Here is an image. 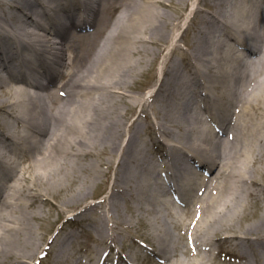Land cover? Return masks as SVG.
<instances>
[{"label": "bare ground", "instance_id": "bare-ground-1", "mask_svg": "<svg viewBox=\"0 0 264 264\" xmlns=\"http://www.w3.org/2000/svg\"><path fill=\"white\" fill-rule=\"evenodd\" d=\"M206 1L210 17L201 0H0V264H40L49 252L35 225L41 203L64 212L112 168V206L119 213L121 197L135 195L166 264H207L215 243L246 255L255 240L264 253V204L232 231L264 193V0ZM199 16L190 44L199 65L186 74L165 64L152 90L134 89ZM149 107L165 138L159 161L143 155L139 137ZM87 202L70 217L98 200ZM96 223L113 243L115 225ZM65 243L57 260L70 259Z\"/></svg>", "mask_w": 264, "mask_h": 264}, {"label": "rangeland", "instance_id": "rangeland-1", "mask_svg": "<svg viewBox=\"0 0 264 264\" xmlns=\"http://www.w3.org/2000/svg\"><path fill=\"white\" fill-rule=\"evenodd\" d=\"M201 1L202 6L205 5L203 17H210L217 12L209 1ZM0 9H2V6H0ZM200 19L201 17L199 16L198 21L192 22L189 28L184 31V37L180 42L178 41L179 45L176 50L172 52L173 45L170 42L163 49L162 54L146 70H141L137 75V80L133 84L134 89L152 90L162 75L165 64L169 66L175 62L186 74H188L187 70L190 69L189 63L195 62L199 65L190 44L193 42L196 27ZM187 22H189L188 16L184 18L182 28H186ZM181 30L176 35H183V29ZM169 56L171 57L166 62L165 58ZM164 59L165 61L163 62ZM139 111L140 107H136L134 114H137ZM159 115L157 109L149 107L147 117H141L143 129L139 136L142 139L144 148L143 155L148 159L157 161L160 159L158 155L160 151L159 147L165 148V138H163V135H158L157 130L153 127V124L158 121L157 116ZM200 173L207 176V173L202 170ZM115 175V169L112 168L110 173L100 176L96 184L90 183L86 189L88 192L87 197L65 209L64 212L60 211L57 207L41 203L39 212L42 216L40 220L35 222V225L40 233H43L46 237L42 247L46 248L49 246V252L46 255H42L40 264H83V261L86 264L92 261L95 262L94 264H116L117 262L118 264H125L126 261H130L132 264H166V259H161L157 253L158 244L152 235L151 231L153 230L151 229L150 222H148L150 214L144 212L140 216L142 212L139 213L136 209L138 208L137 201L133 198L135 195L126 194L121 197L120 202L122 207L119 213L114 205L112 206L111 202L113 203L116 198L118 199L116 187L113 183ZM260 178L264 181V174L260 175ZM49 197L53 202L61 203L63 202V191H51ZM89 199L98 200V202L83 212L84 214L70 217L71 213H74L71 210L77 211L80 207L83 208L87 205L85 202L89 201ZM263 204L264 193L261 194V200H252L247 209L236 218L232 231H241L242 229L240 228L253 222L262 210ZM101 216L105 217L108 224H114L115 230H118V233L115 231L116 233L113 232L114 235L110 236L114 237L113 243L102 242L97 237L95 231H93V226L98 225L96 220L101 218ZM171 229L174 233L179 234L176 225L172 224ZM39 236L41 235L39 234ZM63 239H66L65 248L70 252V259L68 261L56 259ZM246 247L248 253L245 255L242 254L243 250L240 245L215 243V255L211 259V262H207V264H246L245 258L251 259L254 264H257L256 262L264 264V253L257 241H251ZM99 249H102L101 253H98ZM97 255L99 257L95 258ZM178 255L181 258H186V254L182 250H180ZM125 256L130 259H127ZM78 258L82 259L78 261Z\"/></svg>", "mask_w": 264, "mask_h": 264}]
</instances>
